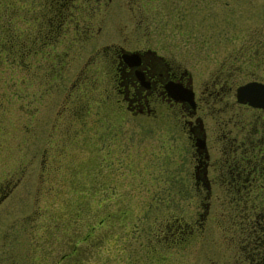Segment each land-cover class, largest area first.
I'll list each match as a JSON object with an SVG mask.
<instances>
[{"label": "rangeland", "instance_id": "rangeland-1", "mask_svg": "<svg viewBox=\"0 0 264 264\" xmlns=\"http://www.w3.org/2000/svg\"><path fill=\"white\" fill-rule=\"evenodd\" d=\"M64 1L72 20L60 26L59 4L0 0V28L8 13L22 39L53 36L20 61L0 47V264H216L207 231L190 230L204 203L178 185L186 154L169 150L161 124L105 101L104 52L89 60L120 35L186 60L202 35H239L228 50L252 46L264 34V0H211L206 21L170 0ZM225 192L212 188V211L224 212Z\"/></svg>", "mask_w": 264, "mask_h": 264}, {"label": "flooded vegetation", "instance_id": "flooded-vegetation-1", "mask_svg": "<svg viewBox=\"0 0 264 264\" xmlns=\"http://www.w3.org/2000/svg\"><path fill=\"white\" fill-rule=\"evenodd\" d=\"M170 1L164 3L171 9L180 4L200 10L204 21L209 17L211 0ZM56 4L61 26L66 3ZM91 30L87 27L84 36L92 37ZM200 38L201 51L193 46L186 60L143 37L120 35L101 44L89 62L104 52L99 55L106 84L102 98L128 119L161 124L160 139H169V150L186 154V174L178 185L194 187L195 197H203V212L190 230H206L205 249H219V257L208 261L264 264V105L238 98L245 83L264 84V34L254 36L252 46L234 43L230 50L239 35ZM212 188H225L224 212L212 211Z\"/></svg>", "mask_w": 264, "mask_h": 264}, {"label": "trees", "instance_id": "trees-1", "mask_svg": "<svg viewBox=\"0 0 264 264\" xmlns=\"http://www.w3.org/2000/svg\"><path fill=\"white\" fill-rule=\"evenodd\" d=\"M67 1V0H66ZM57 3V0H46V10L50 9L52 12V7L55 6ZM9 5V4H7ZM67 9V8H66ZM8 13L6 14V23L3 21L1 24L3 27L0 28L1 31H3L4 39L0 42L1 49L6 46L7 53H15L13 56V59L21 60V59H27L31 55L37 53L36 45H46L49 39L53 38L51 30H46V35H40L37 39L34 37L31 39H22V34L18 33L17 30L14 29L13 25V19L10 17L8 19L7 17ZM68 17V16H67ZM53 22V20H51ZM68 23L71 24V20L69 21L68 17ZM66 25V24H65ZM40 38V39H39ZM2 45V46H1ZM8 47V48H7ZM154 204V203H151ZM148 205V204H147ZM167 223L162 224L161 228V235L164 236L166 227H168ZM165 227V228H164Z\"/></svg>", "mask_w": 264, "mask_h": 264}, {"label": "water", "instance_id": "water-1", "mask_svg": "<svg viewBox=\"0 0 264 264\" xmlns=\"http://www.w3.org/2000/svg\"><path fill=\"white\" fill-rule=\"evenodd\" d=\"M238 98L253 105H264V84L248 82L238 88Z\"/></svg>", "mask_w": 264, "mask_h": 264}]
</instances>
